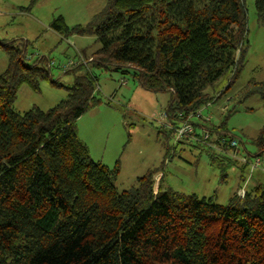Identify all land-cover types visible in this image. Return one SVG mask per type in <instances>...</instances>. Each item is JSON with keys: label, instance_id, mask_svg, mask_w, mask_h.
I'll list each match as a JSON object with an SVG mask.
<instances>
[{"label": "trees", "instance_id": "trees-1", "mask_svg": "<svg viewBox=\"0 0 264 264\" xmlns=\"http://www.w3.org/2000/svg\"><path fill=\"white\" fill-rule=\"evenodd\" d=\"M253 3L264 26V0ZM49 27L63 37L93 34L99 48L87 58L92 66L130 75L145 90L168 92L165 114L173 134L224 95L244 62L243 0H106L84 27L68 28L61 16ZM3 47L0 264H264V185L218 205L163 191L161 182L155 191V171H148L135 186L117 191V164L92 161L77 136L78 118L100 103L96 77L87 70L56 106L20 113L13 109L17 89H35L48 71L25 66L18 49ZM225 74L227 86L214 99L207 90ZM251 95L264 105V83L249 82L242 96ZM192 124L216 133L220 151L231 150L223 125Z\"/></svg>", "mask_w": 264, "mask_h": 264}, {"label": "rangeland", "instance_id": "rangeland-1", "mask_svg": "<svg viewBox=\"0 0 264 264\" xmlns=\"http://www.w3.org/2000/svg\"><path fill=\"white\" fill-rule=\"evenodd\" d=\"M243 1V66L220 98L216 99L230 74L207 90L216 100L200 110L212 125H223L227 140L237 142L235 158L231 150L217 148L213 132L207 145L175 140L165 114L168 92L145 90L130 75L92 66L87 58L99 48L93 34L63 37L49 27L58 16L68 28L84 27L105 8L106 0H0V75L7 68L3 46L8 45L21 52L25 66L45 67L49 76L48 80L39 79L35 89L21 85L13 109L23 113L32 107L46 111L56 106L67 98L74 77L88 70L96 77L95 97L100 103L78 118L77 136L92 161L109 168L117 164V191L130 189L137 178L155 171V191L161 182L163 191L226 205L240 188L249 192L257 184L264 185V172L251 173L248 164L241 162L242 158L254 162L264 147L263 102L258 95L242 96L249 82L264 83V26L257 19L253 0ZM200 133L196 129V134ZM260 158L264 161V151Z\"/></svg>", "mask_w": 264, "mask_h": 264}, {"label": "built area", "instance_id": "built-area-1", "mask_svg": "<svg viewBox=\"0 0 264 264\" xmlns=\"http://www.w3.org/2000/svg\"><path fill=\"white\" fill-rule=\"evenodd\" d=\"M208 105L209 104H207V106ZM193 118L197 119L196 121L198 122H201V120H204L206 122L210 121V117L204 118L201 112L198 111L194 116L190 117V119H188L186 122L176 127V129L174 130L175 140L178 141L181 139H189L199 144H207L210 138L209 132L207 130H201V133L199 134L200 136L198 137L196 135V129L193 127V124H192L193 122L191 123V119ZM224 141L225 140L223 139L221 143H223ZM229 148L231 149L233 158H235L237 156V142L234 139H229ZM241 162L248 164L251 173L255 170H260L264 172V161L260 158V156H257L254 162L252 163L251 162L248 163L245 158H242ZM245 181H247V179ZM244 194H245V190L243 188H240L236 193V195L239 198H243Z\"/></svg>", "mask_w": 264, "mask_h": 264}]
</instances>
